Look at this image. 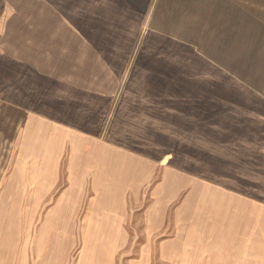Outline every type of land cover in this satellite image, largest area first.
<instances>
[{
	"label": "crops",
	"instance_id": "obj_1",
	"mask_svg": "<svg viewBox=\"0 0 264 264\" xmlns=\"http://www.w3.org/2000/svg\"><path fill=\"white\" fill-rule=\"evenodd\" d=\"M11 1H27L12 20ZM35 1L0 0V9L9 7L0 14V47L9 39L16 46L39 44L40 35L51 39V16L62 10L47 6L42 15L51 21L38 30L19 15ZM108 4L88 29L98 40L63 42L74 52L50 75V89L37 77L18 103L9 93L3 98L0 130L16 138L36 116L38 131H53L62 143L54 156V137L42 138L51 148L40 159H72L65 174L76 176L69 182L75 192L98 172L125 186L159 178L157 189H170L171 204L181 202L170 245L177 264H264V79L253 72L252 85L248 74L235 73L229 0ZM124 6L134 27L125 38L114 24ZM28 33L36 41L21 39ZM0 53L7 77L8 50Z\"/></svg>",
	"mask_w": 264,
	"mask_h": 264
},
{
	"label": "rangeland",
	"instance_id": "obj_2",
	"mask_svg": "<svg viewBox=\"0 0 264 264\" xmlns=\"http://www.w3.org/2000/svg\"><path fill=\"white\" fill-rule=\"evenodd\" d=\"M14 2H10V12L6 13L11 20L27 4ZM108 3L109 0H36L32 9L27 7L30 13L19 14L25 21L31 18L41 30L51 21L46 22L47 17L42 15L47 6L57 14L62 10V15L51 16L54 29L48 41L43 42L40 35L39 44L16 46V41L11 43L9 39L8 46L0 47V52L8 50L10 60L8 78L0 69V106L8 93L18 103L26 87L34 84V78L47 79L43 81L44 90L45 83L50 89V75L56 74L63 60L74 52L75 47H66L63 42L81 41V37L82 41L98 40L93 30L90 36L88 29L93 19L108 11ZM8 8L0 9V14ZM227 10L230 30L236 32V42L232 41L235 73L248 74L249 84L254 85L253 72L264 79V0H229ZM127 13L124 6L118 12L120 19L114 22L118 25L116 31L125 35L123 38L134 33ZM88 19L90 23L82 26ZM78 27H82L81 31ZM27 35L22 34L21 39L36 41L30 33ZM26 101L23 100L25 106ZM35 106L29 108L35 110ZM27 118L31 129L25 134L15 138L14 131L0 130V264H177L176 250L170 245L174 247V211L181 202L171 204L170 189H157V175L155 180L145 176L144 184L138 187L125 186L122 180L109 181V174L98 172L85 176L81 191L69 190L70 180L76 178L65 174L72 159L62 163L55 158L42 161L40 151L51 148L43 144L42 138L54 137V156L56 151H62V143L59 138L55 141L58 135L53 131H38L36 116ZM0 123L5 124L3 120Z\"/></svg>",
	"mask_w": 264,
	"mask_h": 264
}]
</instances>
